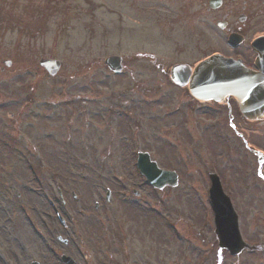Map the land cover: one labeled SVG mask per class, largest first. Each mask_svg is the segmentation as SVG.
<instances>
[{"label":"rangeland","instance_id":"rangeland-1","mask_svg":"<svg viewBox=\"0 0 264 264\" xmlns=\"http://www.w3.org/2000/svg\"><path fill=\"white\" fill-rule=\"evenodd\" d=\"M17 1L18 7L28 3V0ZM87 22V17L68 20L50 17L44 22L46 28L41 34L22 33L16 28L3 33L0 25V59L13 60L3 72L0 68V264H31L32 261L62 264L59 259L62 253L73 257L77 264H124L121 256L124 250L121 247L109 249L105 222L108 219L122 222V233L133 236L134 249L129 250L137 264H264V251H243L233 256L219 250L212 222L206 231L197 233L198 224L207 222L211 216L205 172L214 162L223 181L235 191L232 198L239 214L242 237L264 244V204L256 209V205L249 203L260 198V194L248 193L257 189L256 167L240 151L244 147L242 141L231 144L236 145L237 150L235 156H228L218 138H214L212 129L204 136L195 131L203 126L200 118L204 117L203 109L193 113L178 103L186 93L167 80H159L158 69L154 74L144 72L149 74V79L143 82L140 94L135 92L131 82L109 78L100 83L101 89L111 90L108 97L111 105L134 111L138 117L142 140L134 147L147 150L159 166L178 173V184L162 190L152 189L136 177L134 187L139 197H133L130 190L126 200L121 197L112 175L124 173L134 178L132 157L102 158L103 146L97 148L93 142H87L86 132L81 137L76 133L87 131L92 125L88 97L83 93L90 82V76L85 78L89 65L81 64L76 68L74 63L90 62L89 59L78 60L86 58L90 50L92 55L100 53L94 50L96 46L89 44ZM156 41L149 38L145 30L144 40H135L134 44L157 45ZM125 45L131 46L126 40ZM42 57L64 61L56 76L43 77L37 64ZM96 73L103 74V69ZM120 83H125L127 88L116 86ZM106 85L110 88L106 89ZM78 89L82 111L74 116L72 96ZM123 90L127 92L121 93ZM132 92L140 98H134ZM156 94L161 98L158 103L154 102ZM117 95L121 99L115 102L113 98ZM128 95L133 100H128ZM185 95L184 99L191 104ZM174 99L176 103L171 104ZM177 104L180 109L174 119L166 116L170 105ZM206 112L207 125H213L210 123L213 117L221 115L216 109ZM185 113H190L192 125L181 123V118H186ZM115 120L118 119H112ZM77 122L84 125H76ZM95 127L98 129L93 132L99 141L108 137L103 128ZM119 129L126 131L124 127ZM114 144L117 147H112V154H117L119 143ZM220 153H224L223 162L227 167L218 160ZM260 185L264 188L262 183ZM121 187L128 188L126 183ZM106 188L111 192L108 206L102 205ZM72 194L78 201H74ZM95 202L100 203L98 209L94 208ZM54 208L65 219L64 225L56 218ZM257 211L260 219L253 221ZM90 218L102 219L104 223L92 222ZM149 249L154 252L149 254Z\"/></svg>","mask_w":264,"mask_h":264},{"label":"flooded vegetation","instance_id":"flooded-vegetation-1","mask_svg":"<svg viewBox=\"0 0 264 264\" xmlns=\"http://www.w3.org/2000/svg\"><path fill=\"white\" fill-rule=\"evenodd\" d=\"M71 1L28 0L27 4L18 7L17 0H0V25L3 28L1 32H11L14 28L19 32H32L33 26L30 24L34 22L35 18H41V32H44L46 28L44 22L50 17H59L64 20L88 18L89 44L96 46L94 50L100 53L92 55L90 50V53L88 51L86 54V58H78L80 61H88L89 59L90 62H72L76 68L81 64L89 65L85 78L90 76L88 88L83 93L88 97L89 123L92 126L87 131L80 130L76 133L81 137L86 132L87 137H89L86 141L93 142L97 148L103 146L100 155L102 158L107 157L110 160H124L128 159L129 156L133 160L138 153L137 147L134 146L138 142L140 144L142 140L140 133L142 129L139 128L138 117L133 114L134 111L129 110V112L109 103L108 97L111 90L106 92L101 89L100 83L102 81L105 83L106 79L113 78L117 81L120 80V82L134 83L135 92L140 94V89L144 85L143 82L146 81V78L149 79L147 73L154 74L158 69L159 80L169 81L168 69L171 65L175 63L192 65L212 53L238 59L242 64L252 66L256 58L252 43L257 40H264V0ZM177 24L179 27H176ZM145 30L149 38L157 39L154 42L157 45L134 44L135 40H144ZM160 37L161 41L159 40ZM125 40L131 46H123ZM110 56H113L112 64L107 65L106 61ZM58 60H60L62 67L64 61L61 58ZM100 68L103 69L101 75L96 73ZM43 72V77L46 78L47 74L44 70ZM124 84L120 83L116 86L127 88ZM109 88L106 85V89ZM149 90L151 91V88ZM76 91L77 93L72 96L74 116L82 111L79 106L80 90ZM125 91L127 92V90H123L121 93ZM135 92H132L134 98H140V95L135 94ZM181 92L186 93L184 90ZM184 95L177 102L188 107L186 109L192 110L193 113L203 109L201 114L204 117H200L203 119V126L199 129L201 136H204L208 129L214 128L218 142L222 148H225L226 154L230 151L233 155L236 153V149L233 146L228 149L229 142L242 141V145L251 155V161L256 167L255 188L257 189L255 192L250 191L248 193L260 194V198H255L250 204L256 205V209L261 207L264 204V188L260 185V183L264 185V121H240V115L236 112L233 101L226 99L225 103H212L211 106L218 112L220 111L221 115L219 119H216L215 125H207L209 120L206 112L208 110L207 104L204 103L205 107H202L199 105L200 103L192 99L190 104L184 99ZM113 99L118 102L121 97L117 95ZM127 99L130 100L131 96L128 95ZM160 99V94H156L154 102L158 103ZM86 100L87 98L84 99V101ZM128 100H126V104ZM143 101L145 102L144 99ZM65 103L67 104L66 101ZM173 103H176L175 99L171 101V104ZM170 107L171 109H168L166 116H171L174 119L175 113L180 107L178 104L170 105ZM185 117V119L181 118V123L192 125L190 113H185ZM126 118L132 121V124ZM112 119L118 120L113 122ZM195 122L193 120V123ZM76 125H84V123L77 122ZM102 125L105 127L103 128ZM95 126L103 128L108 137L99 141L93 132V130L98 129ZM118 126L121 129L124 127L126 131L123 132ZM232 137L234 138L232 139ZM115 142L119 143V153L112 154V147L114 149L117 147ZM177 143L179 142L177 141ZM128 146H130L129 149H127ZM256 150L261 152H257L260 155L256 153ZM94 156L92 155V157ZM223 161L224 159H222V165L225 167ZM217 173L221 183L225 187H231L235 193L233 187L223 181L220 170ZM112 181L118 186L116 188L126 189V187H121L124 183L128 188L130 187L120 176H116ZM134 184L137 183L134 182ZM132 187H130V192ZM109 204L110 202L107 203V205ZM258 216L259 211L253 215L252 220H259ZM89 220L104 223L102 219L90 218ZM105 222L108 226L107 230L104 229L108 233L109 249L121 247L125 252L121 254L124 257V264H137L129 250L134 249L133 236L129 233H122L124 224L113 222L111 219L105 220ZM152 252L154 251L149 249L148 253Z\"/></svg>","mask_w":264,"mask_h":264},{"label":"water","instance_id":"water-1","mask_svg":"<svg viewBox=\"0 0 264 264\" xmlns=\"http://www.w3.org/2000/svg\"><path fill=\"white\" fill-rule=\"evenodd\" d=\"M39 64L53 75L60 63L57 60L43 58ZM108 64H112L111 58ZM257 66L259 71H249L238 62L213 56L194 68L182 64L174 65L169 75L179 85L188 84L191 94L196 97L221 100L224 96L231 95L244 117L264 119V48H260ZM138 165L152 185L161 188L176 184V174L157 168L156 163L150 161L146 153L139 156ZM210 198L215 213L214 233L219 246L227 248L232 254H237L243 249L256 248L241 238L237 215L216 178L212 181ZM62 258L71 264L69 257Z\"/></svg>","mask_w":264,"mask_h":264}]
</instances>
